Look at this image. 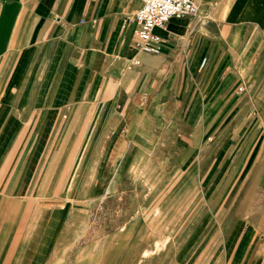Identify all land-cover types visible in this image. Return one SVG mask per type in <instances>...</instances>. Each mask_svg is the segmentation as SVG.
<instances>
[{"label":"crops","instance_id":"1","mask_svg":"<svg viewBox=\"0 0 264 264\" xmlns=\"http://www.w3.org/2000/svg\"><path fill=\"white\" fill-rule=\"evenodd\" d=\"M195 3L206 22L172 18L151 55L142 0H0L2 264L39 262L70 216L22 198L38 150L65 140L96 151L95 189L225 239L197 264H264V0Z\"/></svg>","mask_w":264,"mask_h":264},{"label":"rangeland","instance_id":"2","mask_svg":"<svg viewBox=\"0 0 264 264\" xmlns=\"http://www.w3.org/2000/svg\"><path fill=\"white\" fill-rule=\"evenodd\" d=\"M44 144L23 179L28 188L22 198H33L39 207L54 212L71 213L59 235L55 233V245L39 255L40 261L29 247L20 264H197L198 256H204L199 252L211 240L218 245L225 240L213 228H200L198 234L195 223L177 221L165 206L143 205L142 196H135L138 193L132 189L114 195L104 187L95 189L100 159L92 156L94 149L81 151L83 143ZM81 153L87 156L79 157ZM198 264H206L205 259Z\"/></svg>","mask_w":264,"mask_h":264},{"label":"built area","instance_id":"3","mask_svg":"<svg viewBox=\"0 0 264 264\" xmlns=\"http://www.w3.org/2000/svg\"><path fill=\"white\" fill-rule=\"evenodd\" d=\"M186 16H195L199 24L206 22V17L198 13L195 0H142L141 7L130 18L136 49L145 54L159 53L160 39L153 34L154 29L163 30L172 18ZM204 64L205 60L201 66Z\"/></svg>","mask_w":264,"mask_h":264}]
</instances>
